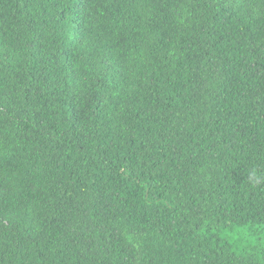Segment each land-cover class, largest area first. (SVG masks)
Returning <instances> with one entry per match:
<instances>
[{
	"label": "trees",
	"instance_id": "trees-1",
	"mask_svg": "<svg viewBox=\"0 0 264 264\" xmlns=\"http://www.w3.org/2000/svg\"><path fill=\"white\" fill-rule=\"evenodd\" d=\"M0 264H264V0H0Z\"/></svg>",
	"mask_w": 264,
	"mask_h": 264
}]
</instances>
